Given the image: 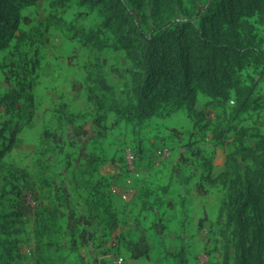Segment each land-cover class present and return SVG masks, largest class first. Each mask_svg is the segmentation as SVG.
<instances>
[{
    "label": "rangeland",
    "instance_id": "374dc122",
    "mask_svg": "<svg viewBox=\"0 0 264 264\" xmlns=\"http://www.w3.org/2000/svg\"><path fill=\"white\" fill-rule=\"evenodd\" d=\"M122 1L132 16L123 27L124 43L103 29L97 8L78 0H38L20 12L18 31L0 53V96L17 97L12 106H0V152L15 132L10 150L0 157V264H85L78 253H71L75 246L67 245L69 237L59 220L43 227L55 210L93 211L98 195L108 199L116 218L105 263L122 257L123 264H172L165 254L179 250L186 264L234 262L232 231L226 211H220L227 187L205 179L221 170L239 140L254 147L255 137L264 136V76L248 70L257 81L253 110L231 123L236 132L231 128L227 133V145L215 146L210 130L217 122L226 125L233 104L205 106L209 99L201 94L196 106L208 113V131L194 129L183 109L172 108L141 126L117 123L112 114L95 126L94 109L86 101L88 66H102L119 102L134 100L142 81L140 33L154 35L166 15L155 5L156 14L151 12L147 0ZM212 1H177L173 21L184 26L188 42ZM249 22L264 51V21ZM99 42L107 47L99 50ZM67 115L82 118L68 124ZM128 147L137 156L130 179L124 170ZM163 148L170 158L159 162L156 152ZM125 189L131 195L127 201L111 192ZM260 225L264 260V223ZM143 227L151 228L150 245L120 243L123 235L133 241ZM93 233L90 240L99 249L102 235ZM87 264L99 263L91 259Z\"/></svg>",
    "mask_w": 264,
    "mask_h": 264
},
{
    "label": "trees",
    "instance_id": "16d2710c",
    "mask_svg": "<svg viewBox=\"0 0 264 264\" xmlns=\"http://www.w3.org/2000/svg\"><path fill=\"white\" fill-rule=\"evenodd\" d=\"M37 1L0 0V53L9 47L18 31L20 12ZM78 1L81 5L97 8L103 29L118 42H126L123 27L132 16L122 0ZM147 1L152 4L151 12L156 11V6L164 8L166 15L156 25L154 35L147 37L140 33L144 43V52L138 61L142 81L135 99L119 102L104 78L102 66L98 63L89 65L85 79L86 101L95 112L93 124L100 127L106 115L112 114L117 123L141 126L145 121L159 117L165 108H172L183 109L194 129L208 131L211 126L208 113L196 106V97L201 94L209 99L205 106L223 108L228 102L233 104L226 125L223 127L222 122H217L210 130V140L215 146L227 145V133L234 129L231 123L241 114L253 110L252 95L257 81L248 70H260L258 78L264 76L263 42L249 22L253 18L264 21V0L212 1L201 17L198 29H193L191 42L187 40L184 26L173 21L179 0ZM96 46L102 50L107 43L99 42ZM16 99L6 93L0 96V106H12ZM81 118L80 115H67L66 122L72 124ZM14 135L12 132L0 157L10 150ZM255 138L254 147L244 146L239 140L237 147L226 155L222 173L214 179H205L209 184L227 187V199L220 211H226V224L234 239L233 264H264L260 225L264 223V136ZM245 163L247 165L241 170ZM97 200V207L107 216L106 225L113 228L115 219L108 199L98 195ZM58 213L57 210L49 212L43 228L58 223ZM165 256L172 264H186L182 250L167 252ZM224 264H228L227 259Z\"/></svg>",
    "mask_w": 264,
    "mask_h": 264
},
{
    "label": "crops",
    "instance_id": "0c3cea01",
    "mask_svg": "<svg viewBox=\"0 0 264 264\" xmlns=\"http://www.w3.org/2000/svg\"><path fill=\"white\" fill-rule=\"evenodd\" d=\"M154 119V118H151ZM149 119V120H151ZM148 121V120H147ZM145 121V122H147ZM224 165V164H223ZM223 171V167L220 171L214 174L211 172V179H214L218 177ZM126 173V172H125ZM127 177L130 179L134 175H128L126 173ZM201 177V173L193 176L191 178L193 183H196L197 180H199ZM127 178V179H128ZM191 182V183H192ZM128 189L125 190H117L115 195L117 198H119L122 201H127L130 198V193L128 192ZM122 195H125L126 199H122ZM202 196L200 199H198V202L202 201ZM111 205V204H110ZM100 209V211H98ZM198 210L202 211V208L198 207ZM111 212L114 215V212L112 211V205H111ZM90 216V217H89ZM59 217V225L63 228V232L67 235L68 238V244L67 245H73L75 248H73L71 253H78L80 256L81 263L87 264L89 260H97L99 264H106V255L108 254V250L111 248L109 236L111 234V231L114 229L116 223H114V227L110 228L106 225L105 220L107 219V216L104 215L103 209L100 207H96L93 211L86 210L85 213L78 212V211H59L58 213ZM114 219L115 215H114ZM65 220V221H64ZM140 232L135 233V237L133 241H128V239L123 235L120 243H127L129 245H150L151 243L148 241V235L152 233L151 228H139ZM94 230L96 232L99 231L102 235L101 241L98 243V245H101L99 249L94 247L95 240L91 241L94 236ZM129 232V231H128ZM130 233V232H129ZM84 235V237H83ZM91 239V240H90ZM87 241H91V244L88 245ZM115 245H118L116 242Z\"/></svg>",
    "mask_w": 264,
    "mask_h": 264
},
{
    "label": "built area",
    "instance_id": "2783aa9c",
    "mask_svg": "<svg viewBox=\"0 0 264 264\" xmlns=\"http://www.w3.org/2000/svg\"><path fill=\"white\" fill-rule=\"evenodd\" d=\"M156 158H157V161L159 162L166 161L170 158V151L165 148L159 149L156 152ZM136 161H137V156H136L135 151L130 147L126 148L124 151V170L128 175H134ZM111 192L114 194L116 193L115 190H112ZM121 198L126 199L125 195H122ZM106 264H123V258L118 257L114 259L113 261L108 262Z\"/></svg>",
    "mask_w": 264,
    "mask_h": 264
}]
</instances>
